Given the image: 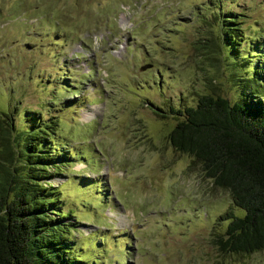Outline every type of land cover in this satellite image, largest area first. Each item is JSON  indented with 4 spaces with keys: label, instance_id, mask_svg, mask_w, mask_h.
I'll return each mask as SVG.
<instances>
[{
    "label": "rangeland",
    "instance_id": "374dc122",
    "mask_svg": "<svg viewBox=\"0 0 264 264\" xmlns=\"http://www.w3.org/2000/svg\"><path fill=\"white\" fill-rule=\"evenodd\" d=\"M228 11L247 14L239 21L244 58L207 61L208 39L220 40ZM258 64L264 0H0V113L18 129L55 123L48 137L60 166L42 185L73 225L69 256L82 264H264V248L218 249L224 214L240 211L166 139L179 117L173 110L208 92L233 100L238 79ZM255 85L252 95L264 97V73Z\"/></svg>",
    "mask_w": 264,
    "mask_h": 264
},
{
    "label": "trees",
    "instance_id": "16d2710c",
    "mask_svg": "<svg viewBox=\"0 0 264 264\" xmlns=\"http://www.w3.org/2000/svg\"><path fill=\"white\" fill-rule=\"evenodd\" d=\"M225 14L220 40L208 39L207 61L239 55V21L247 14ZM251 71L238 79L233 100L208 92L194 106L173 110L178 121L166 134L169 145L192 157L203 178L226 190L240 211L224 214V234L213 240L220 251L239 255L264 248V97L252 95L264 68L258 64ZM31 126L18 129L8 113H0V264H82L67 254L73 225L62 222L57 193L42 185L60 166L48 137L55 123L37 120Z\"/></svg>",
    "mask_w": 264,
    "mask_h": 264
},
{
    "label": "water",
    "instance_id": "95a60500",
    "mask_svg": "<svg viewBox=\"0 0 264 264\" xmlns=\"http://www.w3.org/2000/svg\"><path fill=\"white\" fill-rule=\"evenodd\" d=\"M150 66H151V64L145 63V64H143V65L140 66V69L149 68Z\"/></svg>",
    "mask_w": 264,
    "mask_h": 264
}]
</instances>
